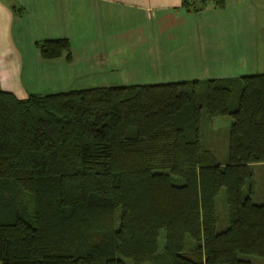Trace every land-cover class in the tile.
Returning a JSON list of instances; mask_svg holds the SVG:
<instances>
[{
	"label": "trees",
	"instance_id": "obj_1",
	"mask_svg": "<svg viewBox=\"0 0 264 264\" xmlns=\"http://www.w3.org/2000/svg\"><path fill=\"white\" fill-rule=\"evenodd\" d=\"M34 48L71 61L66 39ZM203 116L231 119L223 164L201 146ZM257 164L264 73L23 99L0 90V264H250L242 257L264 258Z\"/></svg>",
	"mask_w": 264,
	"mask_h": 264
},
{
	"label": "crops",
	"instance_id": "obj_2",
	"mask_svg": "<svg viewBox=\"0 0 264 264\" xmlns=\"http://www.w3.org/2000/svg\"><path fill=\"white\" fill-rule=\"evenodd\" d=\"M185 1L201 7L187 12L183 0H0V90L23 99L264 73V45L256 49L264 0H223L222 7ZM54 39L68 41L69 63L39 57L34 43Z\"/></svg>",
	"mask_w": 264,
	"mask_h": 264
},
{
	"label": "rangeland",
	"instance_id": "obj_3",
	"mask_svg": "<svg viewBox=\"0 0 264 264\" xmlns=\"http://www.w3.org/2000/svg\"><path fill=\"white\" fill-rule=\"evenodd\" d=\"M263 16V14H261ZM257 41L258 44L256 49L260 50L261 46L264 45V19H260L257 24ZM263 48V47H262ZM260 56L258 57L257 63L260 67L261 64ZM260 68H257L256 72L260 71ZM49 94V93H47ZM231 123V119L227 116L213 118L210 121L206 120L203 116V119L200 123V143L201 146H207L208 150L213 154L216 153V160L225 162V152L227 146V136L228 129ZM205 148V147H204ZM206 149V148H205ZM215 152V153H214ZM254 170L252 177V185H254V193L251 196V202L254 204H264V170L260 168L259 170ZM176 182H179V179H175ZM260 184V186H259ZM246 192V189L244 190ZM215 214L217 217V226L216 230H222L225 223V206L223 203V191L221 190L216 200ZM162 245V233L159 234V247ZM243 259H246L250 264H264V258L254 257V256H243ZM126 264H129L128 261H124Z\"/></svg>",
	"mask_w": 264,
	"mask_h": 264
}]
</instances>
